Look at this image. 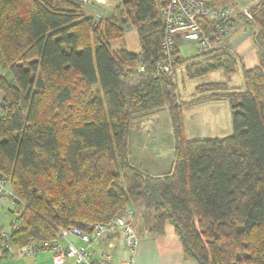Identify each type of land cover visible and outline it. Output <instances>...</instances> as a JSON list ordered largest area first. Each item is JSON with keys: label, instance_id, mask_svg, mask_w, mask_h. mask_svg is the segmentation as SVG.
<instances>
[{"label": "trees", "instance_id": "1", "mask_svg": "<svg viewBox=\"0 0 264 264\" xmlns=\"http://www.w3.org/2000/svg\"><path fill=\"white\" fill-rule=\"evenodd\" d=\"M122 8L98 22L73 0H0L1 66L13 77H0V175L25 203L11 243L52 241L61 228L92 234L145 207L158 213L148 235L163 237L173 225L187 260L264 264V0L251 9L261 64L244 72L246 90H198L212 94L199 101L230 103L233 134L191 141L174 73L156 68L165 35L156 0ZM128 24L142 55L111 48ZM236 64L229 53L208 52L174 68L186 65L196 78L233 75ZM163 109L175 157L171 172L152 175L130 160V123Z\"/></svg>", "mask_w": 264, "mask_h": 264}, {"label": "crops", "instance_id": "2", "mask_svg": "<svg viewBox=\"0 0 264 264\" xmlns=\"http://www.w3.org/2000/svg\"><path fill=\"white\" fill-rule=\"evenodd\" d=\"M230 1L231 0H213V3L216 7L222 8L229 5ZM261 2L257 6H259ZM120 12L121 11L117 9L114 12L111 11L110 14H112V16L121 17ZM237 22L238 26L235 27L221 43L217 44L212 52L229 53L232 56L235 55L234 57L236 60L237 58L240 59V65H245L242 69V73L244 74L245 71L258 67L261 64V52L254 43V31L252 27L249 26L250 24L248 21L243 17H239ZM128 26L130 27L126 30ZM124 27L125 32L132 31L137 35V32L131 25L128 24ZM175 41L177 44L178 59L180 60H185L181 57V49L195 45L196 52L198 51L197 43L186 40L182 34H177L175 36ZM197 54L195 56H197ZM237 72L238 68L235 74ZM203 83L208 84L213 82L203 81ZM215 83H224L227 85L228 82L223 80L222 82ZM230 88H238L243 91L245 89V83H242L241 86ZM179 101L183 104L185 129L188 140L225 138L232 134V111L231 105L227 100L213 99L192 103L193 100L181 101L179 97ZM140 117L144 118L138 124V131L141 134L139 133L137 135L135 140L137 142L133 145H140L142 134L148 135L153 141L151 147H147V143L144 147L140 145L136 150L133 146H129L132 164L144 172L149 174L153 173L152 175H162L171 172L175 154L167 110H159L155 113L142 115L139 116V118ZM165 133H167V135H165ZM2 204V208L0 209V228L4 231H10L16 221L8 223L6 221L8 217L6 211L8 210L9 213H12L10 212V208H8L12 204L9 200H4ZM110 236L111 234L107 233L92 242L90 250L93 253V259L100 258L101 253L106 249L107 241ZM137 238L139 243L134 252H130L124 249V247L119 250L116 248L114 259L110 264H122L127 262L130 258H133L134 264H198L193 260L185 259L181 243L170 225L167 227L166 234L163 237L154 238L144 233L140 237L137 236ZM2 240L0 236V264H53V253L50 250L39 249L36 255L30 258L17 251L12 253L6 251L2 247ZM69 240L78 247L83 245L77 237H70ZM67 243L66 240H61L62 246L66 247ZM66 264L75 263L73 260H68Z\"/></svg>", "mask_w": 264, "mask_h": 264}, {"label": "built area", "instance_id": "3", "mask_svg": "<svg viewBox=\"0 0 264 264\" xmlns=\"http://www.w3.org/2000/svg\"><path fill=\"white\" fill-rule=\"evenodd\" d=\"M73 2L81 7L96 10V16L103 20L102 15L108 12L110 16L111 10L109 11L108 8L117 6L120 0H73ZM156 2L165 28V35L160 44L163 59L156 63V68L165 74L171 71L177 59L175 41L177 34H182L186 40L197 43L199 54L211 51L214 47L212 38L223 41L238 26V18L245 17L254 8H240L234 12L227 7H216L213 0H156ZM101 9H104L102 13ZM140 55H142V50ZM139 71L144 72L145 66L141 65ZM4 105V100H2L0 102V119ZM4 200L17 204L20 209L25 206V203L11 191L9 181L0 175V209ZM122 213L133 216L135 212L134 208H129ZM22 229L20 214L10 231L0 228V236L3 239L2 247L10 253L17 251L30 258H33L39 249H47L53 253V264H66L68 260H73L75 264H110L114 259L116 248L119 250L124 247L128 251L134 252L139 243L132 226L120 214L105 224L95 225L92 234L77 227L61 228L55 240L33 242L26 246L16 247L11 243V240L14 233ZM107 233L111 236L107 241L106 249L101 253L99 259H93V253L90 250L92 242ZM70 237H77L83 245L76 246L69 240ZM61 240L68 242L66 247L62 246ZM122 264H134V260L130 258Z\"/></svg>", "mask_w": 264, "mask_h": 264}, {"label": "rangeland", "instance_id": "4", "mask_svg": "<svg viewBox=\"0 0 264 264\" xmlns=\"http://www.w3.org/2000/svg\"><path fill=\"white\" fill-rule=\"evenodd\" d=\"M125 1H127V0H120V3H118L119 7H118V5L117 6L114 5V7L112 8V11L114 12L115 10H117L119 8L123 9L122 4ZM260 2H261V0H231L229 5H227L225 7L229 8L235 12V11L239 10L240 8L257 7V5ZM84 10L87 11L88 14L92 15L96 19V21L100 22L101 19L96 16V12H97L96 10L89 9L88 7L84 8ZM103 10L104 9H101L100 12L102 13ZM108 10L110 11L109 8H108ZM124 11H125V9H124ZM102 16H103V21H104V20L109 18V13L106 12ZM243 18L246 21H248V23H250L251 18H252V10L248 13V15H245V17H243ZM129 27L130 26L126 27V30ZM252 29H253L254 33L257 32V28L255 26H253ZM212 39H213L212 44L214 45V47L217 44L221 43V41L218 40L217 38L213 37ZM253 39H254V35H253ZM111 48L114 52L127 51L130 54H137L138 55L139 51H140V43H139L138 36L132 31H127V32H125V35L122 39L115 40L111 43ZM208 52L211 53L210 51H206V52H203L199 55L206 54ZM196 54H197V52H196V46L195 45L187 46L186 48L181 49V57L183 59H185L183 61H187V60L191 59V57L194 58V56ZM177 60H178V53H177ZM237 60H236V62H237L236 69L238 68V72L236 74L234 73L235 75L234 74L228 75L224 70H219V71L211 72L210 74L208 73V74L204 75L205 77L202 76L203 78L202 77L191 78L186 71V65H184V66L179 65L176 68L173 67L168 74L174 73V82L176 83V85L178 87L177 92L179 94L181 101L193 100L192 103H199V102H202V101H199V99H201V97L206 96V95H212V94H210V92H207V91H205V93L204 92L203 93L198 92L199 88L206 87V86H209L210 84H212V83L205 84V83H203V81L215 83V82H222L223 80H225L228 82L227 85L224 83H222V84H224L227 87V90H226L227 93L242 91V90H239L238 88H230V87H235V86L236 87L241 86L242 83H245L244 76H243L244 74L242 73V69L244 68L245 65L244 64L240 65L241 64L240 59L237 58ZM1 63H2V56L0 53V77H4L9 82H12L13 81L12 74L10 73V71L8 69H5L3 66H1ZM238 64H239V66H238ZM230 79H232V80H230ZM245 90H246V83H245V89L243 91H245ZM3 97H4V94L0 93V102L3 100ZM196 99H198V101ZM231 111H232V109H231ZM231 118H232V113H231ZM143 119H144L143 117H140V118L135 117V118H133V120L130 123L129 146L130 147L133 146V148L135 150L140 145L142 147H144V145L146 143H147V147H151V143L153 141V139H150L148 137V135L142 134V141H141L140 145H133L134 143L137 142L135 140L137 138V135L140 133L138 131V127H139L138 124ZM232 125H233V122H232ZM232 134H233V131H232ZM165 135H167V133H165ZM231 135H229V136H231ZM203 139H206V138H203ZM217 139H222V138H217ZM8 208H10V212H12V213H9L8 210L6 211L7 212L6 215L8 216L6 221L8 223L17 221L18 216L21 213L20 207L17 204H12ZM130 209H131V207H130ZM134 212L135 213L133 214V216H127V214H125V213H121L120 216H123L125 219H127V221L133 227V230L136 232L138 237H140L144 233L148 234L149 230L156 225L158 213L155 211V209H146L145 207H136V208H134ZM169 225L172 227V229H174V226L171 224H168L166 226V228Z\"/></svg>", "mask_w": 264, "mask_h": 264}, {"label": "bare ground", "instance_id": "5", "mask_svg": "<svg viewBox=\"0 0 264 264\" xmlns=\"http://www.w3.org/2000/svg\"><path fill=\"white\" fill-rule=\"evenodd\" d=\"M161 137V136H160ZM143 153V152H142ZM170 159V158H169ZM166 160V159H165ZM171 161V160H170Z\"/></svg>", "mask_w": 264, "mask_h": 264}]
</instances>
